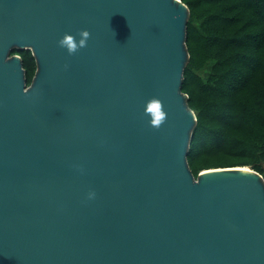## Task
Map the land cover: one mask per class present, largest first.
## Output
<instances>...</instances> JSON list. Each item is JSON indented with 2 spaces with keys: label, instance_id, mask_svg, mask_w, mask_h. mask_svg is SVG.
Wrapping results in <instances>:
<instances>
[{
  "label": "water",
  "instance_id": "obj_1",
  "mask_svg": "<svg viewBox=\"0 0 264 264\" xmlns=\"http://www.w3.org/2000/svg\"><path fill=\"white\" fill-rule=\"evenodd\" d=\"M189 14L183 0H0V264H264L263 175L188 162ZM85 28L86 48L59 46ZM14 49L33 51L30 85Z\"/></svg>",
  "mask_w": 264,
  "mask_h": 264
},
{
  "label": "trees",
  "instance_id": "obj_2",
  "mask_svg": "<svg viewBox=\"0 0 264 264\" xmlns=\"http://www.w3.org/2000/svg\"><path fill=\"white\" fill-rule=\"evenodd\" d=\"M189 6V59L182 91L197 115L188 150L195 176L250 166L264 177V0H183ZM27 84L37 70L31 49H14Z\"/></svg>",
  "mask_w": 264,
  "mask_h": 264
},
{
  "label": "clouds",
  "instance_id": "obj_3",
  "mask_svg": "<svg viewBox=\"0 0 264 264\" xmlns=\"http://www.w3.org/2000/svg\"><path fill=\"white\" fill-rule=\"evenodd\" d=\"M76 35H79V41H77ZM90 38L91 32L89 29L85 28L80 29L75 35L66 32L63 37L58 41V44L60 47L65 48L69 55H74L80 49L86 48L88 46V41ZM144 112L145 115L151 117L150 125L153 128L159 129L167 120L168 113L165 110L163 100L158 96L154 95L148 99ZM95 196V191H90L88 193L89 199H94Z\"/></svg>",
  "mask_w": 264,
  "mask_h": 264
},
{
  "label": "bare ground",
  "instance_id": "obj_4",
  "mask_svg": "<svg viewBox=\"0 0 264 264\" xmlns=\"http://www.w3.org/2000/svg\"><path fill=\"white\" fill-rule=\"evenodd\" d=\"M230 169H248L250 171V166H234V168H230ZM209 170H219L217 168H209V169H205L204 171H209Z\"/></svg>",
  "mask_w": 264,
  "mask_h": 264
}]
</instances>
